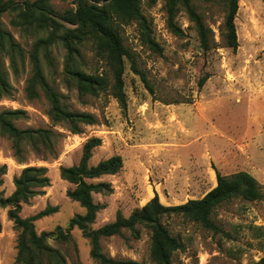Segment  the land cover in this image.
Segmentation results:
<instances>
[{
  "label": "rangeland",
  "instance_id": "obj_1",
  "mask_svg": "<svg viewBox=\"0 0 264 264\" xmlns=\"http://www.w3.org/2000/svg\"><path fill=\"white\" fill-rule=\"evenodd\" d=\"M75 1L53 0V3L58 9H65L73 7ZM193 1L215 32L216 45L207 52L200 47L185 10L181 9L177 16L185 34L177 35L169 28L166 0L143 3L161 52L141 40L137 23L123 26L124 43L150 84L126 60V109L109 92L81 95L73 88L65 74L66 51L61 45L54 47L53 65L43 58L48 80L65 95L70 109L97 116L98 123L82 125V133H73L65 125L53 126L44 92L40 91L36 98L29 97L26 90L31 76L29 59L19 76L11 72L15 92L0 100V111L22 109L26 113L16 119L19 127H53L62 133L56 158L45 159L27 149L24 161L20 162L12 141L0 131V166H8L0 190L6 196L15 190L14 178L26 166L49 168L50 185L43 188L44 193L23 204L21 211L22 217H28L49 205L58 207L56 212L35 222L39 233L66 227L74 215L85 212L80 203L68 196L74 184L61 177V166L78 163L84 143L92 136L101 137L103 142L94 150L91 164L117 154L124 160L118 174L101 178L112 182L114 192L94 194L96 202L107 205L98 213L94 228L115 220L119 210L129 216L156 193L166 205L202 198L217 185L218 172L230 175L248 171L264 187V0H240L236 51L226 46L222 36L227 14L224 2ZM10 18L4 15L5 24L28 48L11 26ZM82 54L83 70L110 73L105 60L96 55L92 41L86 43ZM8 211L9 207L0 209V264H16L18 253L19 230ZM213 219L224 232L215 233L181 216L165 219L172 234L183 243L174 254V264L261 263L264 200L236 198L224 202L214 211ZM72 235L74 243L61 244L54 239L50 243L63 250L68 264H99L92 258L90 241L82 231L74 228ZM102 245L109 256L156 264L151 260V235L146 228L140 238H134L126 230L124 235L103 238Z\"/></svg>",
  "mask_w": 264,
  "mask_h": 264
},
{
  "label": "trees",
  "instance_id": "obj_2",
  "mask_svg": "<svg viewBox=\"0 0 264 264\" xmlns=\"http://www.w3.org/2000/svg\"><path fill=\"white\" fill-rule=\"evenodd\" d=\"M154 4L157 0H147ZM226 6L222 36L226 46L237 50L239 47L236 18L240 0H222ZM144 0H76L73 7L58 9L53 0H0V100L15 92L11 72L19 76L29 59L31 76L26 90L31 98L44 92L49 102L48 114L53 126L65 125L73 133H82V125L98 123L91 112L75 111L65 102V95L48 80L43 67V58L54 64V47L61 45L65 51V74L69 83L81 95L99 96L104 92L114 95L123 108H127L125 91L126 60L131 62L133 71L150 86L146 74L136 63L135 55L125 45L122 28L137 23L141 40L155 51H162L154 37V29L143 10ZM168 26L177 35L185 30L177 22L181 9L185 10L196 30L200 47L209 51L215 47L214 29L207 24L204 15L193 0H166ZM9 15L10 24L19 33L24 43L5 24L3 17ZM92 41L96 55L105 60L110 73H89L80 67L82 49ZM26 112L22 109L0 111V131L12 141L15 155L20 162L25 159L27 149L45 159L58 156L59 138L62 133L53 127L21 128L16 119ZM102 138L92 136L83 146L80 161L70 166H61V177L74 184L68 196L84 207V213L74 215L66 227L58 226L52 231L38 232L35 222L58 210L57 206H47L39 213L22 217L23 204L44 193L50 185L49 168L44 165H29L14 178L15 190L8 196L0 190V209L9 207L8 216L19 230L16 264H68L63 250L50 243V239L61 244L74 243L72 230L78 228L89 239L90 254L99 264H141L132 259H118L104 252L102 239L124 235L127 230L134 238L142 236L146 228L151 235V260L156 264H174L176 251L183 247L181 240L172 234L165 219L181 216L186 220L201 224L215 233L224 232L213 219L214 211L224 202L236 198L249 201L264 200V187L248 171H238L230 175L217 173V185L202 198L190 199L186 203L166 205L156 193L143 207L137 208L129 216L121 210L115 220L98 228L95 223L98 213L106 208L105 203L96 202L94 194L110 195L114 192L112 182L101 180L106 175H116L124 167L119 154L91 164L94 150L102 145ZM6 164L0 166V187L7 172ZM96 179H99L96 181ZM2 221L0 218V230ZM264 263V258L261 260Z\"/></svg>",
  "mask_w": 264,
  "mask_h": 264
}]
</instances>
